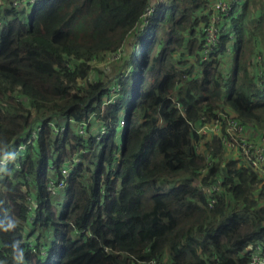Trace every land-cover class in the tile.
Here are the masks:
<instances>
[{"label":"trees","instance_id":"obj_1","mask_svg":"<svg viewBox=\"0 0 264 264\" xmlns=\"http://www.w3.org/2000/svg\"><path fill=\"white\" fill-rule=\"evenodd\" d=\"M212 1L155 0L145 24L149 0L1 4L0 158L39 129L0 162V264H248L264 240V178L189 122L224 112L264 132V60L252 70L264 0L234 6L201 59ZM117 50L109 78L98 64ZM219 175L209 207L197 180Z\"/></svg>","mask_w":264,"mask_h":264},{"label":"built area","instance_id":"obj_2","mask_svg":"<svg viewBox=\"0 0 264 264\" xmlns=\"http://www.w3.org/2000/svg\"><path fill=\"white\" fill-rule=\"evenodd\" d=\"M36 0H0V6L3 3L11 7H25L31 8ZM243 0H213L210 3V17L207 24L203 26L202 34V48L200 50L201 59L209 57L210 53L215 49L219 42V34L227 28V23L225 22V16L230 15L234 6L242 3ZM155 4V0H149V7L142 15L141 23H146V17L150 14L152 6ZM1 25V21H0ZM259 49L256 53V60L264 59V51ZM111 56V55H110ZM110 59L108 62L113 61ZM114 85H111V93H114ZM178 106V103L176 102ZM53 128V133L57 131L64 130L63 122L59 123V126H55L49 123ZM191 128L200 135H207V133H218L221 135V140L224 147L229 151L236 152L240 156L241 160L245 163L250 164L254 169H256L260 175L264 178V132L255 131L254 129L246 128L238 119H236L232 114L218 112L217 116L210 122L198 123L189 122ZM38 127L32 129L25 142L19 144L15 150L5 153L1 158L0 162L4 163L12 157H15L18 152L19 154L25 150L28 145L37 137ZM105 127L101 125L97 134V138L104 133ZM78 133L80 135H87V124L85 121L78 123ZM247 131H255L254 135L247 134ZM206 161L209 162L210 156L206 155ZM71 161L65 163L61 169V179L56 180L54 177L48 180L47 190L51 195L56 196L58 191L64 187L65 179L69 175V171L72 168ZM202 173L198 176L200 178L204 172L205 168L201 169ZM197 184L200 185L201 190L209 195L207 204L212 207L215 198L214 193L222 188L221 175L215 176L214 179L209 180L206 184L202 182V179L197 180ZM31 196L28 200L31 201ZM32 206L29 204L27 206V222H31ZM33 216V215H32ZM43 253V252H41ZM147 264H159L157 260H150ZM248 264H264V240L257 241L252 244L249 252Z\"/></svg>","mask_w":264,"mask_h":264},{"label":"rangeland","instance_id":"obj_3","mask_svg":"<svg viewBox=\"0 0 264 264\" xmlns=\"http://www.w3.org/2000/svg\"><path fill=\"white\" fill-rule=\"evenodd\" d=\"M255 39L259 40V41L254 40V42L255 43L259 42V46L261 47L260 49H263V51H264V40L261 41L259 38H255ZM124 48H125V55H126L127 48L126 47H124ZM129 48H130V45H129ZM263 51H260L259 53H262ZM254 54H256V52L253 53V58H254ZM110 55H109L110 57L107 60L109 61L110 59L113 58L114 59L113 61H110V62L107 61L108 63H106V64H104V63L98 64V67H101L104 70V72L109 76V78L113 77L114 73L119 72V65H120V61L122 59L121 56H124L122 53V50H117L115 53L113 52ZM263 60L264 59H261V60H256V58H254V60L252 59V65L254 62V66L252 67V70L254 67L257 69V67L260 65V63H262ZM93 74H94V76L99 75V73L95 74V72H93V73H91V77H94ZM107 101H108V99H107ZM59 121H61V120H59ZM121 124H122V122H121ZM207 134H209V133H207ZM247 134L254 135V133L252 134L250 131H247ZM69 161H71V160H69Z\"/></svg>","mask_w":264,"mask_h":264},{"label":"crops","instance_id":"obj_4","mask_svg":"<svg viewBox=\"0 0 264 264\" xmlns=\"http://www.w3.org/2000/svg\"><path fill=\"white\" fill-rule=\"evenodd\" d=\"M196 69H197V67L194 68V70H196ZM250 132H251L252 134H253V133L255 134V133L257 132V130H256V132H255V131H250ZM234 153L236 154V152H234Z\"/></svg>","mask_w":264,"mask_h":264}]
</instances>
